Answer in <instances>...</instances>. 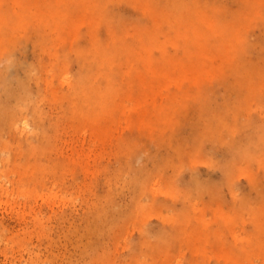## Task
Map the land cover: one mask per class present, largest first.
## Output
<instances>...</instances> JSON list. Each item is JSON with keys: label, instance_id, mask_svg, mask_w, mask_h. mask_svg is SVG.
Returning a JSON list of instances; mask_svg holds the SVG:
<instances>
[{"label": "bare ground", "instance_id": "obj_1", "mask_svg": "<svg viewBox=\"0 0 264 264\" xmlns=\"http://www.w3.org/2000/svg\"><path fill=\"white\" fill-rule=\"evenodd\" d=\"M142 1L139 3L136 0H51L49 4H39L34 10L31 6L21 7L17 0H14L13 4L19 5L18 10L11 4L7 5L10 9H4L3 2L0 1V179L10 170L19 172L21 180L23 178L28 180L41 178L46 170L51 169L58 176L62 175L63 170L89 169L106 147L117 138L118 128L123 122L137 130L145 139L160 144L163 137L156 135L173 124L175 113L169 106L172 100L169 98L170 102L167 103L168 97L160 96L161 91L156 89L160 87L155 88L147 78L153 77L168 83L180 79L183 84L188 83V86L183 88L184 85L175 83L176 87L181 89L179 93L192 95L209 80L219 81L223 78L220 77L222 72H218V67L226 66L231 61L226 57L225 44L233 40L234 47L239 50L246 44L245 40L237 37L238 29L234 24L222 26L221 38L216 36L213 24H217V19L207 20L204 16V11L211 7V0H164L163 3L154 5H152L156 2L154 0ZM116 2H126L134 10L141 12L145 24L149 23L151 18H158L172 26V34L167 36L165 41H158L156 29L153 27L148 29V26L146 29H139L137 21L132 20V26L137 33L134 35L138 36L140 33L148 37L153 46L164 49L166 47L164 42L173 44L172 37L191 38L192 45L177 47L181 54L176 57L163 54L161 58L154 59L149 54V49L146 50L149 46L140 51L131 49L128 44L115 48L114 41L104 45L98 35H93L85 45L63 46L64 51L51 52L55 45L69 42L74 26L79 23L91 27L95 25V20L97 27L107 23L110 26L108 37L116 40L124 37L121 31L127 30L128 25L115 20L111 13L114 9L111 6ZM69 6L83 12L84 15L75 18L68 11L64 12L65 7ZM182 20L189 25L185 31L179 30ZM193 20L197 27L191 25ZM48 28L53 32L57 31V35H53ZM32 34L35 35L33 53L35 55L37 53L38 63L31 65L27 77L28 81L35 83V91L29 89L26 83L14 81L9 74L26 62L27 39ZM43 53H47L49 58L46 64ZM154 60L161 65L153 66ZM73 62L78 64L75 73L69 70ZM122 62L129 65L140 62L142 71H135L133 67L132 73L128 72L130 77L126 75L124 78L119 71ZM54 68H58L60 72L63 85L61 89L52 81ZM252 69L253 67L246 64L236 68L233 72L235 81L229 86L230 90L235 93L242 90L255 96V99L261 97L259 80L264 79V66L259 70L255 67L253 71ZM118 72L121 73L120 80L116 77ZM263 104L261 98H258L255 109H261ZM242 108L250 111L254 109L252 104L247 101L240 104L238 99L227 101L218 115L212 114L209 105L203 106L194 122L196 131L191 140L198 148H205L210 143L211 147L216 149L219 146L217 143H228L230 156L234 159L228 166L229 169H232L234 162L237 161L246 162L248 165L259 162L263 154L261 151L264 150V112L259 110L260 119L259 121L255 119L258 123L249 116L246 117L249 123L243 121L238 125L241 121L239 114ZM251 122L256 125L252 131L249 130V126L252 127ZM76 124L82 127L74 137ZM60 129L70 132L71 138L63 139L56 145L52 144ZM7 134H11L12 137H7ZM68 150L69 153H66ZM53 153L57 162L54 164L44 162L43 158H49ZM125 154L126 152L118 155V158ZM150 154L151 152L147 153L148 159L155 158V155ZM139 156H142L141 152H129L125 164L120 163L116 167L107 193L101 200L102 202L106 198L103 205L118 207L119 202L113 198L122 191L123 186H126L133 193L130 208L135 207L136 210L142 211L148 206V202H144V193L148 192L153 196L154 192L162 190L161 175L168 164L159 161L153 164L154 168L146 165L135 167L128 161L129 159L135 161ZM10 164L17 168L10 169ZM126 172L131 173V178L123 181L122 173ZM22 182L19 187L20 193L27 198L26 201H30L38 194V190L34 187L27 188L28 186ZM4 184L0 182V192L4 191L9 183L5 187ZM7 196L9 198L8 193ZM53 196H47L45 200L54 204L56 202L53 201ZM14 197L13 195V199ZM3 202L5 204L7 201ZM100 206L94 207V211L92 209L89 211L94 215L92 225L99 240L111 226L105 219V215L111 213L110 210L104 208L99 211ZM190 207H196L195 201L190 203ZM242 208L254 207L248 205ZM262 210L259 209L260 212ZM237 214L238 212L217 211L215 219L220 227L211 229L210 222L205 216L192 215L186 210L178 215L174 212L173 214L160 212L158 216L164 222H170L172 232L169 229L160 230L157 245H149L144 252L154 255L155 259L150 260L144 256L145 254L137 253L131 264H189L185 263L183 258V244L187 245L192 254L200 256L199 260L190 261V264H210L208 259L212 256L218 260L217 264H264V241L261 238L264 234V220L256 216L251 217L246 223L251 224L250 232L241 235L235 225L239 219ZM175 221L177 223L174 225L172 222ZM42 231L45 232L44 229ZM226 234L231 236L230 249L225 247L229 240L224 239ZM148 237L147 235L145 240L149 241ZM162 243L166 245L167 251L164 248L166 252L172 249L177 256L171 260L165 259L166 257L161 255L164 250L162 248L163 251L159 250ZM207 243L213 247H222V251L209 252L205 247ZM19 244L21 246V243ZM156 255H161L165 260L155 262L158 258Z\"/></svg>", "mask_w": 264, "mask_h": 264}, {"label": "rangeland", "instance_id": "obj_2", "mask_svg": "<svg viewBox=\"0 0 264 264\" xmlns=\"http://www.w3.org/2000/svg\"><path fill=\"white\" fill-rule=\"evenodd\" d=\"M0 1L3 2L4 9H10L7 5L11 4L15 5L16 10L20 8L18 4L22 5L21 7L31 6L34 10L39 4H49L51 2V0H17L18 4H13L14 0ZM154 1L156 2L152 5L164 2V0ZM136 2L142 3L143 1L136 0ZM262 3H264V0H211V7L204 11L207 20L217 19V24L213 25L218 38H221L220 28L222 26L227 27L234 24L238 29L237 37L245 40L246 43L241 50L234 47L233 40L225 44L226 57L231 61L226 66L218 67V72H222L220 77L223 78L221 80L211 79L197 91L198 93L183 95L179 93L181 89L176 86L177 84L184 85L183 88H187L188 83L183 84L180 79L173 80L172 83L161 80L164 82L159 83L161 81L153 77L147 78L148 82L155 88L156 86L160 87L156 89L161 91L160 96L168 97L167 103L170 102V99L172 100L169 106L172 112L175 113L173 124L156 135L163 137L160 144L145 139L137 130L130 128L123 122L118 128L117 138L106 147L102 155L99 158L97 157L98 159L91 164L89 169L63 170L61 176L55 175V171L51 169L50 171L46 170L47 172L45 175L43 174V178H28V180L24 178V180H21L19 172L13 170L6 173L7 175H2L0 182L5 183L4 187L7 183L9 184L4 188V191L0 192L5 195L0 194V204L2 199L0 205V264H131L137 253L145 254L144 252H146L149 245H157L160 230L169 229L172 232L170 222H164L158 216L160 212L165 214H173L174 212L178 215L186 210L187 213L189 212L192 215H202L209 220L211 229L220 227L215 219L217 211L238 212L239 219L235 225L241 235L250 232L251 224L246 223L249 222L251 217L256 216L258 219L262 218L264 220V150L261 151L263 154H261L259 162L248 165L246 162L240 163L237 161L234 162V167L229 169L228 166L234 159L230 156L227 142L217 143L219 146L217 145L216 149L212 148L210 143L205 148L200 149L191 140L196 131L194 122L200 115L203 106L209 105L212 114L218 115L229 100L238 99L240 104L247 101L252 104L254 109L250 111L242 108L239 114L241 121L238 122V125L243 121L249 123L246 118L249 116L258 123L255 119L258 121L260 119L259 110L262 113L264 112V104L261 109H255L258 98H261L264 103V79L259 80L262 94L257 99L242 90L235 93L229 88L231 83L235 81L233 72L236 68L246 64L259 70L264 66V4ZM44 6H40V8ZM111 7L114 8L111 13L115 20L128 25L127 30H120L124 33V37L117 40L108 37L110 26L107 23L101 27H97L96 20L94 21L95 25L92 27L85 23H79L74 26L69 42L55 45L51 52H62L64 51L63 46L85 45L93 35H98L104 45L114 41L115 48L124 47L128 44L131 49L140 51L149 46L146 50L149 49V54L154 59L161 58L163 54L176 57L181 54V51L176 49L177 47L184 48L193 43L191 38L172 37L173 44L164 42L166 44L164 49L157 48L148 41V37L146 38L140 33H138V36L134 35L137 33H135L136 30L133 28L132 22L136 20L139 29H146L147 26L148 29L151 27L156 29L158 41H165L167 36L172 34L171 25L158 18H151L149 23L146 22L147 24H145L141 12L134 10L126 2H116ZM63 11H68L75 18L84 15L83 12L72 6L65 7ZM179 25L181 31H185L189 27L183 20ZM191 25L197 27L194 20ZM48 29L53 35H57V31L53 32L52 29ZM34 37L35 35L32 34L27 39L26 62L9 73L14 81L26 83L29 89L31 88L33 91L36 90V85L33 81H28L27 71L30 70L31 65H37L38 63L37 53L36 55L33 53L35 52ZM42 56L46 64L49 59L47 53H43ZM160 65V62L154 60L153 66ZM133 67H135V71H142L140 62H135L134 65L132 63L129 65L126 62L120 63L119 71L122 73V77L125 78L126 75L130 77L128 72L132 73L131 68ZM77 68L78 64L76 62L71 63L69 66L71 73H75ZM121 73L116 74L118 80L121 79L119 78ZM52 74L51 78H53L54 85L61 89L63 85L58 68H54ZM251 125L252 127L249 126L250 131L256 127L252 122ZM81 127L77 124L74 125V137L77 136V132ZM6 136L12 137L11 134ZM69 138H71L70 132L60 129L56 133L52 144L56 145L61 140ZM124 152L126 154L119 159L118 155ZM129 152L142 153V156L137 157L135 161L128 160L135 167L146 165L154 168L153 164L159 161L168 164L164 167L161 175L162 190L154 192L155 195L153 196L148 192L144 193V202H148V206L142 211L136 210L135 207L130 208L133 193L126 186H123L122 191L115 194L113 198L119 202L118 207L111 208L103 205L106 198L101 202L107 193L113 172L120 163L125 164ZM149 152H151L150 155H155V158L148 159L147 153ZM66 153H69V150ZM43 160L50 164L57 162L55 153L50 154L49 158H43ZM9 167L10 169L17 168L12 164ZM122 174L123 181L131 178L130 172ZM21 181L26 187L28 186L27 188L34 187L38 190V194L34 195L32 201H26L27 198L20 193ZM18 184L19 186H17ZM12 188L15 189L12 190ZM5 189L9 198H7ZM11 190L14 192L10 193ZM13 195L15 196L14 199L17 200L14 201ZM51 195H54L53 201L56 202L54 204H50L45 200V197ZM3 201L7 202L4 204ZM194 201L196 207H190V203ZM27 202L32 205L30 206ZM98 205H101L99 211L106 208L111 212L105 215V219L111 226L100 240L92 225L94 215L89 212L90 209L94 211L93 208ZM248 205L254 208L241 209V207ZM10 206H12V209H10ZM14 208L17 211L13 210ZM260 208L263 209L261 212L259 211ZM35 218L36 221L41 219L43 221L36 222ZM172 223L175 225L177 222ZM147 235L149 241L145 240ZM224 237V239H229L225 247L230 249L232 246L229 242L231 236L226 234ZM261 238L264 241V234ZM18 241H20L22 247ZM164 243L159 246L160 251H165V249L167 251ZM205 247L209 252L222 251V247H213L210 243H207ZM164 251L161 255H164L165 259L171 260L177 256V253L172 249L169 252ZM182 254L185 263L190 264V261L200 259V256L189 251L186 244H183ZM161 255H156L158 258L155 262L160 263L161 260H165L161 258ZM144 256L150 260L156 258L151 254H145ZM208 261H210V264L218 263L215 256L210 257Z\"/></svg>", "mask_w": 264, "mask_h": 264}]
</instances>
